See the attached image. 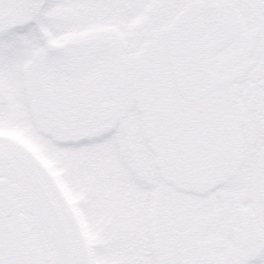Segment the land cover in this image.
<instances>
[{"label":"snow or ice","instance_id":"6c2138e0","mask_svg":"<svg viewBox=\"0 0 264 264\" xmlns=\"http://www.w3.org/2000/svg\"><path fill=\"white\" fill-rule=\"evenodd\" d=\"M0 264H264V0H0Z\"/></svg>","mask_w":264,"mask_h":264}]
</instances>
